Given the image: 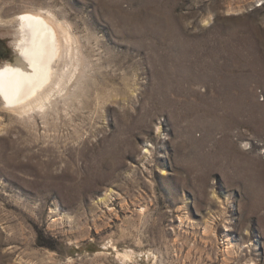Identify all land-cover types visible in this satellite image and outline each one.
Masks as SVG:
<instances>
[{"label": "rangeland", "instance_id": "rangeland-1", "mask_svg": "<svg viewBox=\"0 0 264 264\" xmlns=\"http://www.w3.org/2000/svg\"><path fill=\"white\" fill-rule=\"evenodd\" d=\"M24 12L82 65L46 118L0 100V264H264V0H0V68Z\"/></svg>", "mask_w": 264, "mask_h": 264}, {"label": "bare ground", "instance_id": "bare-ground-1", "mask_svg": "<svg viewBox=\"0 0 264 264\" xmlns=\"http://www.w3.org/2000/svg\"><path fill=\"white\" fill-rule=\"evenodd\" d=\"M9 22L18 25L21 39L15 59L0 68L1 105L36 122L77 79L80 49L71 27L51 12H24ZM0 23H5L1 16Z\"/></svg>", "mask_w": 264, "mask_h": 264}, {"label": "flooded vegetation", "instance_id": "flooded-vegetation-1", "mask_svg": "<svg viewBox=\"0 0 264 264\" xmlns=\"http://www.w3.org/2000/svg\"><path fill=\"white\" fill-rule=\"evenodd\" d=\"M1 56V55H0Z\"/></svg>", "mask_w": 264, "mask_h": 264}]
</instances>
